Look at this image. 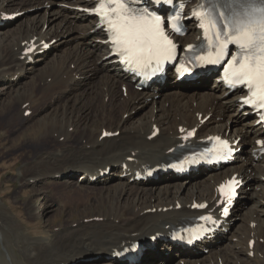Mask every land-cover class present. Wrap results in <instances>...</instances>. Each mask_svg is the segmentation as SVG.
I'll return each instance as SVG.
<instances>
[{"label":"bare ground","instance_id":"1","mask_svg":"<svg viewBox=\"0 0 264 264\" xmlns=\"http://www.w3.org/2000/svg\"><path fill=\"white\" fill-rule=\"evenodd\" d=\"M56 1L86 7L94 4L93 0H0V19L8 6L27 10L42 8L45 3L55 5ZM62 6L53 11L57 17L48 18L49 9H45L10 32L0 31V84L7 87L0 89V94L7 95L0 101V116L19 117L25 123L29 119L22 115L27 109H32L31 118L53 107L52 112L32 120L30 129L40 135L36 145L28 143L31 150L18 173L22 187L40 183L43 190L36 188L25 207L18 200L0 201V264H133L130 260L136 261L134 264H172L174 256L176 264H264V243L260 242L264 240V141H258L264 139V130L254 125L257 117L245 118L246 110L235 111L239 110V94L229 93L217 83H205L197 86L201 97H196L199 93L186 91L188 87L173 82L170 75L164 84L137 90L130 76L109 57L97 21ZM56 19L59 22L55 23ZM50 23L57 29L53 33L45 30ZM188 30L181 38L184 44L199 38L196 18L190 19ZM63 35V41H74L75 46L32 75L35 65L23 53L24 42L36 39L39 43ZM45 54L38 48L35 63ZM20 72L30 80L13 88L20 82L21 76L13 80ZM77 75L81 79L76 80ZM122 86L127 87L128 98H123ZM207 95L209 98L203 99ZM24 104L28 105L23 108ZM134 110L133 116L124 118ZM209 114V120L201 124ZM222 116L225 118L219 121ZM154 126L160 133L150 139ZM191 128H197V140L214 133L240 137L242 148L236 160L224 169L200 166L186 173L164 169L174 149L182 145V135ZM117 130V137L101 138L104 131ZM60 137H64L62 142ZM131 158L134 160L129 161ZM125 162L144 170L158 167L156 175L164 178L162 185L147 183L148 175L140 181L123 177ZM101 173L98 184L90 182ZM234 173L245 182L242 195H249L248 186L262 191H255L252 207H235L224 228L229 233L219 229L216 238L192 245L157 239L135 257H120V250L129 242L156 232L167 235L174 226L199 215L190 208L195 201H208L209 208L215 205L217 184ZM82 175L86 178L83 183L77 179ZM52 184H59L64 191L52 193L48 189ZM37 197L45 202L46 212L35 209ZM160 207L161 211L151 212ZM75 214L78 218L71 220ZM63 216V221L54 224L56 217ZM252 238L256 243L250 258ZM205 247L210 255L200 254Z\"/></svg>","mask_w":264,"mask_h":264},{"label":"snow or ice","instance_id":"2","mask_svg":"<svg viewBox=\"0 0 264 264\" xmlns=\"http://www.w3.org/2000/svg\"><path fill=\"white\" fill-rule=\"evenodd\" d=\"M142 3L143 0H98L95 10L108 32L112 50L130 69L159 66L172 59L177 48L165 31V18L140 6ZM178 15L167 18L173 31H182L176 22ZM193 16L200 21L204 41L216 54L215 58L209 54L198 59L215 64L227 54L229 43L235 45L237 51L228 59L225 82L229 86L243 85L249 92L244 103L264 108V0H203L193 10ZM223 143L227 146V142ZM234 183L229 182V189Z\"/></svg>","mask_w":264,"mask_h":264},{"label":"rangeland","instance_id":"3","mask_svg":"<svg viewBox=\"0 0 264 264\" xmlns=\"http://www.w3.org/2000/svg\"><path fill=\"white\" fill-rule=\"evenodd\" d=\"M66 4L67 3L56 1L55 5L44 4L43 6H41L42 8L35 7V8H29L27 10H21L20 7L17 8V9H19V10H17V9H15V7L10 8V6H8L9 7L8 12L9 13H13V12H17V11L21 10L20 11L21 15L17 16L15 19L7 20L5 23H3L0 26V29H2L0 31L10 32V30L14 29L16 26H18L21 21L30 20L31 18L34 17V15H37L38 13H39V15H42L44 13L45 9H49V11L47 13L48 18L50 16L51 17H57L53 11H54V9H56L59 6L61 7L62 5H63L62 7L65 10H68L70 12L75 11L74 9L71 8L72 5H70V4L66 5ZM13 9H14V11H13ZM0 20L2 21L3 17ZM57 22H59L58 19H56L55 23H57ZM52 25H53V23L47 24L45 26V30L52 29ZM56 30L57 29L54 26V28L52 29V33L55 32ZM2 35H4V33H2ZM65 35H67V34H65ZM65 35L55 38L56 42H54L51 45V47L49 48V50L46 52V54L44 56H41V58L42 57L43 58L42 59L40 58L37 63L34 62L35 70L32 71V73H31L32 75L38 74L40 70H43L46 68V66L49 64V62H51L52 60H54L56 57H58L60 55H65L67 51L71 50L73 45L75 46L74 41L73 42L71 41L69 43H66L65 41H63V40H65V37H66ZM62 41H63V43H61ZM19 76H21V78ZM28 77L25 78L24 76L21 75V73L17 74L14 81L16 79L20 78V80H19L20 82L17 81L18 83H16L13 88H16L17 86L19 87V86L26 84L30 80ZM75 79L76 80L81 79V76L77 75ZM42 85L45 86L46 83H42ZM185 86L188 87L186 91H190V88H189L190 85L187 84ZM2 88H7V87L4 84H0V89H2ZM122 96H123V98L124 97L128 98V96L125 93H123ZM6 98H7L6 94H0V101L1 102L5 101ZM52 103H54V102L52 101ZM149 107H150V105L148 107H146L145 112H147V113L149 112V109H150ZM50 108H48L47 110H45L43 113H41L38 116L36 115V113H34V115H32L31 118H29V116H25V117H28V119H29L25 123H22L19 120V117L17 118L14 116V117L4 118V116H0V195H1L0 201H2V200H5V201L13 200L15 202L18 200L19 201L18 203L22 207H25L27 201L30 200L32 194L34 193V191H36V188H37V190H41V191L43 190L40 183L31 187V188L22 187V182L18 178V173H19V170L22 167L23 163L25 162V160H27V156H26L27 153L29 152V150H31L30 147L28 146L29 145L28 143L32 142V143H35V145H36L37 139L39 137L38 135H40V132H35L33 129H30V126L35 122L36 116H37V118H39V117H43L45 114H47L49 112H52L53 107H50ZM142 112H143V110H141V113ZM130 113H125L124 118L126 119V118H129L130 116H133L135 114V110L130 112ZM141 113H139V116ZM14 114H15V112H14ZM118 115H121V113L119 112ZM138 118H135L134 121H136V119H138ZM222 118H225V116L218 118L219 121H223ZM245 118H247V117H245ZM11 119H13V120L11 121ZM32 120H34V122H32ZM203 123H205V122H201V124H203ZM62 139H63V137H60V142H62L61 141ZM250 148H251V146H247V150H250ZM77 175L75 176V178L77 177ZM203 176H208V175L205 174ZM79 178L80 177H78L77 179H79ZM163 179L164 178H158L157 177L156 179H154L153 181H151L149 183L157 185V186L158 185L161 186L163 183ZM85 181H83V182H85ZM48 189L55 191V192L51 191L52 193H58L57 191H59V192L64 191V189L59 184H56L55 186H54V184L49 185ZM247 191H248L249 195H242V197L239 201V206H240V204H242L245 208V207H247L246 205H248V207H247V209H248V208L252 207V205H253V202H254L253 201V195L255 194V191H257V192L259 191V194H260L262 189L260 187L255 189V188H252V186H248ZM15 197L16 198L18 197V198L16 199ZM24 199L26 200L25 202H24ZM33 202H34L35 209L39 210L42 213L46 212V210H47V207L45 206L46 204H45V202H43V200L40 197L35 198L33 200ZM181 206H182V204H181ZM181 208H183V207H181ZM154 210L155 211H161L162 208L160 207L159 209L156 208ZM154 210L151 212H155ZM65 217L66 216H63L61 218L56 217L53 220L54 224H56V225L59 224L61 220L63 221V219H65ZM77 218H78L77 214L72 215L70 217L71 220H74ZM239 220L240 219H237V223ZM260 242L264 243V240L260 239ZM160 247H161V249H159V252L163 250L162 249L163 246L161 245ZM0 248L3 250V247L0 246ZM203 255L207 256V255H210V253L209 254L205 253ZM175 258H176V256L173 257L172 264L178 263L177 258H176V260H175ZM250 258H253V256H251ZM100 261L101 262H107L108 260L106 258H100ZM182 262H180V264H185L184 261H182ZM90 263L91 262H87V264H90ZM149 264H152V263H149Z\"/></svg>","mask_w":264,"mask_h":264}]
</instances>
